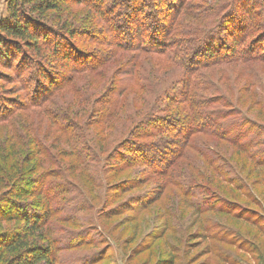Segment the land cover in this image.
<instances>
[{"label": "rangeland", "instance_id": "1", "mask_svg": "<svg viewBox=\"0 0 264 264\" xmlns=\"http://www.w3.org/2000/svg\"><path fill=\"white\" fill-rule=\"evenodd\" d=\"M128 1L136 9L138 1ZM148 1L155 5L160 0ZM170 1L172 12L183 7L175 11L180 31L207 25L215 19L210 8L224 2L213 22L219 30L231 15L246 16L250 6L259 26L264 24V0ZM74 3L54 15L62 32L52 28L42 54H28L35 61L0 58V197L14 185L19 193L42 192L41 199L36 193L23 199L31 202V213L46 219L43 231L58 247L54 264H164L167 259L175 264H264V247L257 255L241 251L239 239L225 229L237 225L223 212L237 209L213 170L224 166L239 172L242 162L236 160L244 153L264 157V59L200 65L206 59L200 56L187 70L155 53L138 52L135 66L130 50L112 60L108 56L104 66L91 71L94 53H103L105 45L129 43L125 47L133 48L141 40L116 29L124 1ZM7 15V0H0V17ZM250 30L255 34L260 28ZM224 32L221 36L227 37ZM112 34L114 42L108 40ZM132 65L135 76L122 78ZM41 69L49 73L44 81ZM188 75L194 84L187 93ZM186 98L205 101V113L226 124L231 137L248 139L249 150L230 144L237 152L232 159L210 147L213 138L199 133L186 146L187 129L203 121L180 102ZM240 174L246 179V172ZM22 225L10 221L4 228Z\"/></svg>", "mask_w": 264, "mask_h": 264}, {"label": "trees", "instance_id": "2", "mask_svg": "<svg viewBox=\"0 0 264 264\" xmlns=\"http://www.w3.org/2000/svg\"><path fill=\"white\" fill-rule=\"evenodd\" d=\"M123 1L127 2V0ZM137 1L138 4L134 10L131 6L132 3L128 1L125 4L126 9L123 12V20L121 23H116V29L123 30L121 31L124 33L123 37L124 35L132 39L134 37L137 38L135 40H141V43L133 48L125 47L130 45L129 43H115L113 41L115 31L111 30L113 34L108 40H112L111 42L114 43L105 45L103 53L102 51L94 53L97 56L94 58V64L88 67L89 70L96 71L98 66H104L108 56L112 60L116 54L130 52V50L135 52V55L130 57L135 66L139 62V56L136 55L138 52L155 53L168 55L169 61L182 68L187 67V70H191L193 67L191 65L192 59L200 56L206 58L200 62V65L218 64L222 61L264 59V24L259 26L257 22L259 18L258 15H255L253 6L249 7L246 16L244 13L231 15V18L228 19L230 23L224 29L219 30L218 25L213 24V22L217 17L216 12L225 4L224 2L215 6V8H210L211 14L215 12V19L211 22L207 21V25L180 31L178 25L181 26L182 22L177 21L178 15L175 14L183 8L182 6H176L174 12H172V2L170 0H158V4L155 3V5L148 0ZM75 4L74 0H7L8 15L0 17V58L13 57L11 61L14 62L17 59L16 57L19 56L23 60L33 51L42 54L41 46L47 41L52 28L59 29L54 25V21H56L54 15L70 10L69 8H72V5ZM100 4H103V2H100ZM231 4L233 3H230L228 8H224V18L229 15ZM99 9L102 10V7ZM108 12L107 18L108 21H111L110 14L113 11L109 9ZM131 12L134 14H131ZM67 15L71 16L70 12ZM222 17L221 15L218 21L222 20ZM67 19H64V23L67 22ZM144 19H151L152 23L148 24ZM197 19L201 20L202 18ZM232 25V31H229L228 28H231ZM251 26L260 28V30L253 34V31L250 30ZM226 30H228L227 37H222L221 33H225ZM146 32L150 35L145 38ZM187 33L189 37H185ZM45 45L46 47L49 46L48 43ZM56 47L58 48V45L55 43ZM60 51L64 52L65 58H72V55L69 56L66 50L60 49ZM28 58L33 59V56L31 55ZM33 61L35 60L33 59ZM133 69L134 66L132 65L130 71L121 75L122 78L134 77ZM38 72L41 81L49 77L46 69H41ZM78 72L76 73L78 74ZM190 78L188 75L185 80L187 93L194 84ZM70 81L72 79L65 82L68 84ZM50 86L51 84H49ZM180 102L187 104L186 108L190 110V113L201 116L200 118L203 119V121L195 120V123L198 124L197 129H187L186 146L190 145V137L199 133L213 138V144L210 147L216 149L217 153L222 152L229 155L232 159L236 158L237 152L231 148L230 144L233 147L242 148L241 152H247L244 148L251 146V142L248 139L240 141L238 138L231 137L229 135L231 131H229L226 124L217 123L212 114L205 113V101L186 98ZM223 143L227 144L228 147L220 149L223 147ZM217 153L215 155L221 157L222 154ZM245 154L244 157L240 158L241 160H236V162L237 164L239 161L242 162L240 167L241 170L246 172V179L243 174H240L241 170L239 172L235 171L236 168L235 170L232 168L225 169L224 166H219L213 168V170L220 177L221 180H219L222 181L219 187L230 197L227 200L237 209L234 212L231 210L232 207L223 212L230 216L237 225L236 229L228 227H225V229L232 232L231 238L237 237L239 239L241 251L257 255L256 250L259 248L262 251V247H264V223L261 222V219L264 220V215H260V212L264 213V157L256 158L254 153H250L247 158ZM203 155L208 159L210 165L208 154L203 153ZM223 160L227 161L226 159ZM253 175L254 179L249 183L247 180ZM244 179L246 181H243ZM207 181L209 182V179ZM227 183L230 185L229 187L226 186ZM16 190L14 185L6 193V197H0V264H54L58 247L55 238L43 231L46 219H43L41 215L31 213L27 207V204L31 202H26L23 199V197L32 196L35 193L37 200L41 199L42 192L38 190L31 193H19ZM33 204L35 205V203ZM10 221H16L18 224L22 223L23 225L17 229L4 228V223ZM247 242L257 246L246 247L244 243ZM164 264H175V262L173 259H167Z\"/></svg>", "mask_w": 264, "mask_h": 264}]
</instances>
